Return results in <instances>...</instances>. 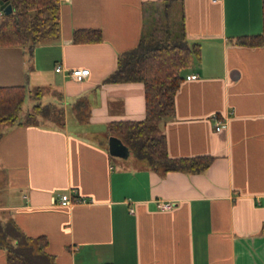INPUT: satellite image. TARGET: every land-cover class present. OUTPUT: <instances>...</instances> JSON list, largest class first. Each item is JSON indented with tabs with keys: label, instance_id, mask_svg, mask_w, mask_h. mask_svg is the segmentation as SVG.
<instances>
[{
	"label": "crops",
	"instance_id": "crops-1",
	"mask_svg": "<svg viewBox=\"0 0 264 264\" xmlns=\"http://www.w3.org/2000/svg\"><path fill=\"white\" fill-rule=\"evenodd\" d=\"M59 3L57 38L0 46V86L26 84L33 98L37 84L36 103L47 85L46 104L64 112L61 121L0 123V223L46 237L57 264H264V42L239 43L263 31L262 0ZM168 27L199 42L201 56L183 69L159 131L171 157L213 156L202 171L112 155L106 139L112 121L146 116L143 82L107 79L119 53ZM77 28L102 38L75 42ZM58 64L90 74L77 81ZM74 190L90 200L58 203ZM167 200L174 205L160 208Z\"/></svg>",
	"mask_w": 264,
	"mask_h": 264
},
{
	"label": "trees",
	"instance_id": "trees-1",
	"mask_svg": "<svg viewBox=\"0 0 264 264\" xmlns=\"http://www.w3.org/2000/svg\"><path fill=\"white\" fill-rule=\"evenodd\" d=\"M13 11L0 16V46L36 44L55 39L60 34L59 0H8ZM263 31L239 36V43L256 46L264 42V0H262ZM102 32L94 28H77L75 42L97 41ZM199 42L191 43L185 33L166 28L160 35L143 36L138 44L119 53L116 68L108 76L113 82L141 81L145 87L146 116L141 120H116L110 123L112 134L128 145L131 153L165 171L183 169L205 170L213 160L209 154L171 157L166 136L159 131L160 122L174 111L175 95L185 79L182 71L199 59ZM26 84L0 86V123H33L38 115L63 120L64 112L54 104L34 103L25 110L28 94ZM39 94L34 92L32 95ZM44 236L30 237L13 222L0 223V246L7 253V264H57L45 250ZM97 264H113L103 262Z\"/></svg>",
	"mask_w": 264,
	"mask_h": 264
},
{
	"label": "built area",
	"instance_id": "built-area-1",
	"mask_svg": "<svg viewBox=\"0 0 264 264\" xmlns=\"http://www.w3.org/2000/svg\"><path fill=\"white\" fill-rule=\"evenodd\" d=\"M4 13V11L2 9H0V16H2ZM56 70L57 71H62L64 74L70 76L72 79L77 80V81H82L84 80L86 77H88V75L90 74V69L88 67H73V68H66L63 67L61 64H58L56 66ZM191 77H196L197 74H192L190 75ZM226 126V122H220L216 125V129L220 130L222 128H225ZM90 199L88 197L82 196L79 193H77L76 190H74L73 192H66L60 195L59 199H58V203L62 206H68L71 205L73 203H80V202H87ZM173 202L172 201H161L159 203L160 208L162 209H168L171 208L173 206Z\"/></svg>",
	"mask_w": 264,
	"mask_h": 264
},
{
	"label": "water",
	"instance_id": "water-1",
	"mask_svg": "<svg viewBox=\"0 0 264 264\" xmlns=\"http://www.w3.org/2000/svg\"><path fill=\"white\" fill-rule=\"evenodd\" d=\"M0 9L7 14L13 11V6L8 0H0ZM109 151L112 155L124 158L128 157L131 153L128 145L117 135L110 136Z\"/></svg>",
	"mask_w": 264,
	"mask_h": 264
},
{
	"label": "rangeland",
	"instance_id": "rangeland-1",
	"mask_svg": "<svg viewBox=\"0 0 264 264\" xmlns=\"http://www.w3.org/2000/svg\"><path fill=\"white\" fill-rule=\"evenodd\" d=\"M36 86H37V84H31V89L32 90H30V92H35V90H36ZM42 89H43V95L41 96V98L39 99L41 102H43V103H50V98H48V96L47 95H50L51 94V89L49 88V86H47V85H42ZM29 92V91H28ZM33 96V98H30V95L29 94H27V97H26V101H25V110H27L29 107H31L32 106V104L35 102V101H37V99H34V95H32ZM43 118H45V119H47V117L46 116H44L43 114H40V115H38V119H40V120H45V119H43ZM110 133V132H109ZM106 136H107V140H109V138H110V136H112V134H108V133H106ZM116 160H119V158L118 157H116V156H113ZM139 160V159H138ZM146 161V160H145ZM4 191H3V186L0 184V203L1 202H3L4 201V198H5V196H4Z\"/></svg>",
	"mask_w": 264,
	"mask_h": 264
}]
</instances>
